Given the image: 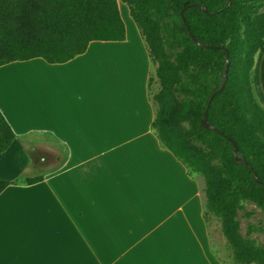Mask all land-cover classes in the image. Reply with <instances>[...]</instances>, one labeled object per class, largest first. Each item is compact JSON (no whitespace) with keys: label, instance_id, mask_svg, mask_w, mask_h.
Listing matches in <instances>:
<instances>
[{"label":"crops","instance_id":"1","mask_svg":"<svg viewBox=\"0 0 264 264\" xmlns=\"http://www.w3.org/2000/svg\"><path fill=\"white\" fill-rule=\"evenodd\" d=\"M118 8L122 41L0 66V112L16 135L0 162V264H226L201 177L154 134L155 67ZM251 74L264 109V50Z\"/></svg>","mask_w":264,"mask_h":264},{"label":"trees","instance_id":"2","mask_svg":"<svg viewBox=\"0 0 264 264\" xmlns=\"http://www.w3.org/2000/svg\"><path fill=\"white\" fill-rule=\"evenodd\" d=\"M118 3L155 67L154 134L202 177L205 215L219 221L232 264H264V109L251 81L254 56L264 50V0H0V66L33 58L60 64L92 41L124 40ZM224 49V85L207 106L221 83ZM203 116L218 132L201 126ZM15 139L0 112V155ZM232 143L244 163L234 160Z\"/></svg>","mask_w":264,"mask_h":264},{"label":"rangeland","instance_id":"3","mask_svg":"<svg viewBox=\"0 0 264 264\" xmlns=\"http://www.w3.org/2000/svg\"><path fill=\"white\" fill-rule=\"evenodd\" d=\"M158 89V86L155 82H153L151 84V87H150V96ZM4 155V154H3ZM3 155H0V162L4 161V157ZM197 175V174H196ZM199 176V175H198ZM200 177V176H199ZM202 179V177H201ZM203 181V179H202ZM203 187H204V183H203ZM252 206L251 205H247V209H251ZM209 220H210V230H211V234H212V237H214L215 240H218L219 239V243H218V254L220 256V258L226 262V264H232V261H231V258L229 256V252L226 248H222V240L225 242L224 240V237L221 233V230H220V224H219V221L213 217L212 215H209ZM241 222H242V225H244V221L243 219L241 218Z\"/></svg>","mask_w":264,"mask_h":264},{"label":"water","instance_id":"4","mask_svg":"<svg viewBox=\"0 0 264 264\" xmlns=\"http://www.w3.org/2000/svg\"><path fill=\"white\" fill-rule=\"evenodd\" d=\"M196 7L200 8V5L197 4ZM191 39H192V41H193L195 44H198V45H199V42H198V41H197L192 35H191ZM206 47H209V46H206ZM224 52H225V65H224V71H223L222 76H221V83H220L219 88H218L216 91H214V92L209 96L207 106H208L210 100L212 99V97H213L217 92H219V91L222 89L223 85H224V81H225V78H226V73H227L228 66H229L228 53H227L226 49H224ZM200 124H201V126H202L203 128H205V129H210V130H213V131H217V132H218V130H217L215 127H213V126H211L210 124H208V122H207V120H206V116H203V118H202L201 121H200ZM232 146H233L234 160H235V161H241V162L244 163V159H243V158H239V157L236 155V153H237V149H236V146H235L234 143H232ZM253 179H254L256 182L260 183L259 180L257 179V177H256L255 174L253 175Z\"/></svg>","mask_w":264,"mask_h":264}]
</instances>
